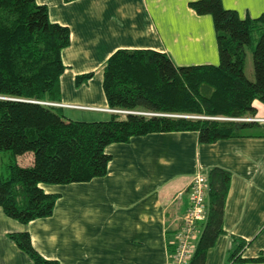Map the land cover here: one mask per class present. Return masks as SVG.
<instances>
[{
	"label": "crops",
	"instance_id": "0c3cea01",
	"mask_svg": "<svg viewBox=\"0 0 264 264\" xmlns=\"http://www.w3.org/2000/svg\"><path fill=\"white\" fill-rule=\"evenodd\" d=\"M35 1L46 5L52 22L70 30V43L61 51L59 101L84 108L63 107L74 112L69 118L104 120L113 112L99 109L109 108L103 66L118 48L154 49L176 65L218 64L212 17L197 14L189 6L193 0ZM222 5L241 18L264 14V0H222ZM89 72L86 81L75 84L77 75ZM254 106L255 117H264V104L254 101ZM255 123L242 136L213 143H200L195 131H177L108 145L105 175L40 185L59 194L50 216L22 223L0 207V264H34L8 236L20 231L29 233L42 256L59 264H169L189 206V183L213 166L229 170L231 178L224 232L207 250L204 264H228L231 236L248 242L242 257L264 254V122Z\"/></svg>",
	"mask_w": 264,
	"mask_h": 264
},
{
	"label": "trees",
	"instance_id": "16d2710c",
	"mask_svg": "<svg viewBox=\"0 0 264 264\" xmlns=\"http://www.w3.org/2000/svg\"><path fill=\"white\" fill-rule=\"evenodd\" d=\"M199 15L212 17L218 64L176 65L154 49L118 48L103 66L105 120H76L63 114L59 78L61 51L70 43L66 25L52 22L45 4L0 0V152L14 159L32 153L30 164L7 163L0 174V207L19 222L52 214L57 193L41 184L86 182L106 174L105 149L133 136L154 132L195 131L200 143L242 136L254 121V101L264 104V14L241 18L222 0H193ZM251 49L253 77L244 72ZM91 72L79 74L75 84ZM207 179L206 215L189 264H204L207 250L224 232V204L231 172L219 166L203 171ZM34 264H59L42 256L28 232L8 234ZM248 242L231 236L228 264L264 263V254L244 258Z\"/></svg>",
	"mask_w": 264,
	"mask_h": 264
},
{
	"label": "built area",
	"instance_id": "2783aa9c",
	"mask_svg": "<svg viewBox=\"0 0 264 264\" xmlns=\"http://www.w3.org/2000/svg\"><path fill=\"white\" fill-rule=\"evenodd\" d=\"M43 103L60 107L84 108V106L64 104L61 102ZM91 109L98 108L91 107ZM99 110L122 112L121 110H114L111 108H103ZM238 120L264 122V117L253 116L240 118ZM207 189V179L205 174L202 172L194 174L188 186L189 206L187 207L182 216L181 225L175 234L174 241L172 242L173 249L170 251L169 254V264H189V261L194 253L195 246L198 240V225L205 220V200Z\"/></svg>",
	"mask_w": 264,
	"mask_h": 264
},
{
	"label": "rangeland",
	"instance_id": "374dc122",
	"mask_svg": "<svg viewBox=\"0 0 264 264\" xmlns=\"http://www.w3.org/2000/svg\"><path fill=\"white\" fill-rule=\"evenodd\" d=\"M244 72L246 73V75L250 78L253 77V67H252V56H251V49L249 47L246 48V58H245V65H244ZM63 114L65 116H72V114H74V112L69 113V111L67 110H62ZM78 116H84L85 112H79V114L77 113ZM76 116V115H73ZM109 117V116H107ZM74 118V117H73ZM105 120V119H104ZM92 121V120H91ZM12 157L8 152L5 151H1L0 152V174L5 175L7 172V163L12 161ZM31 159H32V153L31 152H26L22 155H18L13 159V162H16L19 165L25 166L31 163ZM198 235V233H197Z\"/></svg>",
	"mask_w": 264,
	"mask_h": 264
},
{
	"label": "water",
	"instance_id": "95a60500",
	"mask_svg": "<svg viewBox=\"0 0 264 264\" xmlns=\"http://www.w3.org/2000/svg\"><path fill=\"white\" fill-rule=\"evenodd\" d=\"M120 113H130V112H128V111H122V112H120Z\"/></svg>",
	"mask_w": 264,
	"mask_h": 264
}]
</instances>
